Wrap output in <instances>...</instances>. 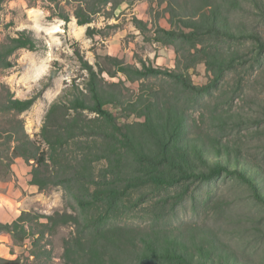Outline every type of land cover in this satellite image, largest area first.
Masks as SVG:
<instances>
[{
    "label": "trees",
    "instance_id": "1",
    "mask_svg": "<svg viewBox=\"0 0 264 264\" xmlns=\"http://www.w3.org/2000/svg\"><path fill=\"white\" fill-rule=\"evenodd\" d=\"M45 1L50 11L48 18L56 16L69 22L71 14L65 3L73 8L76 23L87 25L101 12L105 18L112 17L115 9L128 0ZM242 1L163 0L172 27L156 26L153 40L173 47V68L155 66L141 58L138 67L116 57H105L111 69L106 71L109 76L121 73L131 82H157L159 87L151 88L147 94L128 96L125 87L103 79L99 62L95 70L77 53L87 80L84 88L71 87L65 98L50 103L40 131L47 149L29 138L20 119H15L9 129L0 127V138L9 147L14 144L10 147L13 156L34 160L30 173L34 186L39 190L60 186L66 196L75 200L78 209L71 205L74 212L55 211L43 217L22 211L11 223L0 222V232H12L23 240V222L27 220L45 218L52 226L73 224L78 227V236L64 242L67 264L75 262L76 251L88 264H233L223 253L213 257L203 243L176 244L174 238L168 239L166 230L144 232L132 223H116L115 215L132 209V194L142 186L162 190L220 174H242V154L216 137L203 139L192 129L194 121L187 113V108L203 99L209 87L217 86L225 71L241 64L240 50L232 47L234 42L253 38L259 52L264 48L258 34L232 25L230 15L242 7ZM133 22L141 32L147 27L142 20ZM93 33L88 26L86 34L91 37ZM36 48L38 39L31 32L18 31L0 43V68L12 66L9 58L15 51ZM199 62L212 75L210 83L203 86L193 85L188 74ZM55 76L52 71L38 92L26 99L15 98L9 91L0 93V112L26 111ZM109 104L116 112L105 108ZM129 116L143 120L123 121ZM102 160L106 163L97 175L95 165ZM104 206V214L90 215L91 210ZM202 230L208 236L203 232L201 235L211 241L217 238L209 228ZM0 264L15 261L0 258Z\"/></svg>",
    "mask_w": 264,
    "mask_h": 264
},
{
    "label": "rangeland",
    "instance_id": "2",
    "mask_svg": "<svg viewBox=\"0 0 264 264\" xmlns=\"http://www.w3.org/2000/svg\"><path fill=\"white\" fill-rule=\"evenodd\" d=\"M47 5L45 0H0V43L21 30L38 39L36 50L19 49L9 58L12 66L0 68V93L9 91L15 98H29L47 82L52 71L56 72L51 85L29 109L20 114L0 112V127L9 129L15 119H20L29 138L44 150L47 145L40 131L50 103L65 98L71 87L84 88L87 80L77 53L95 70L99 62L103 79L119 83L132 98L158 88V83L131 82L121 73L109 76L106 56L138 67L139 58L164 68H173L175 60L172 46L153 40L156 26L172 27L163 0H128L115 9L112 17L105 18L101 12L87 25H78L73 8L65 3L71 14L69 22L56 16L48 18ZM134 19L147 24L143 32L135 27ZM230 19L236 29L258 34L264 45V0H243ZM88 26L94 29L91 37L86 34ZM254 43L253 38L234 42L232 47L240 50L241 64L225 71L217 86L209 87L203 99L187 108L194 121L192 129L203 139L216 137L242 154V174L225 173L162 190L142 186L132 194V209L115 215L116 223H132L144 232L161 228L176 244L203 243L213 257L223 253L233 264H264V48L259 52ZM188 74L196 86L206 85L212 78L203 62ZM105 108L116 112L113 105ZM142 120L123 118L126 122ZM10 147L0 138V222L11 223L22 211L43 217L55 211L74 212L71 205L78 209L60 186L45 190L34 186L30 175L34 160L13 156ZM105 163L102 160L95 165L97 175ZM101 213H105V206L90 211L94 216ZM23 227V240L12 232H0V258L15 264H67L64 242L78 236V227L70 223L52 226L45 218L27 220ZM203 228H209L217 238L211 241L201 235L208 236ZM78 255L76 251L75 262L70 264H88Z\"/></svg>",
    "mask_w": 264,
    "mask_h": 264
}]
</instances>
